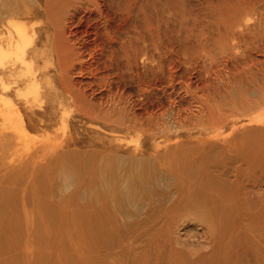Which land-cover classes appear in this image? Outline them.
<instances>
[{
	"label": "rangeland",
	"instance_id": "374dc122",
	"mask_svg": "<svg viewBox=\"0 0 264 264\" xmlns=\"http://www.w3.org/2000/svg\"><path fill=\"white\" fill-rule=\"evenodd\" d=\"M9 39L0 264H264V0H0Z\"/></svg>",
	"mask_w": 264,
	"mask_h": 264
},
{
	"label": "bare ground",
	"instance_id": "6f19581e",
	"mask_svg": "<svg viewBox=\"0 0 264 264\" xmlns=\"http://www.w3.org/2000/svg\"><path fill=\"white\" fill-rule=\"evenodd\" d=\"M16 33H17V36H18V39H19V41H24L25 40V38H26V33H25V30L24 29H22V28H20V27H16ZM28 41V40H27ZM30 42V41H29ZM30 44V43H29ZM5 45H7V48H2V47H0V64L2 63V61L9 55V52L10 51H13L14 49L15 50H19L20 48H21V45L22 44H19V42H17V43H13L12 41H11V39H9L8 41H7V44H5ZM28 46H30V45H28ZM26 49V48H25ZM22 54H23V52H22ZM37 87V86H36ZM109 186V185H108ZM114 187H116V186H114ZM122 192L120 191V190H118L117 188H113V190H112V195H113V200L114 201H110V202H108V204H105L106 206H105V208H108V210H110V209H115V205H116V207H117V205H119L121 202H120V200L122 199ZM202 199V198H201ZM115 204V205H114ZM102 206V205H101ZM100 206V207H101ZM103 206H104V204H103ZM113 206H114V208H113ZM191 207L192 208H195V209H197V210H199V208H201L200 207V205H192L191 204ZM107 210V211H108ZM103 211H104V207H103ZM107 211H105V212H107ZM109 213H110V211H109ZM112 213V212H111ZM116 213V212H115ZM113 214V213H112ZM103 215V214H102ZM109 215V214H108ZM115 215V214H114ZM100 216H101V214H100Z\"/></svg>",
	"mask_w": 264,
	"mask_h": 264
}]
</instances>
